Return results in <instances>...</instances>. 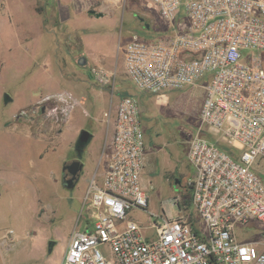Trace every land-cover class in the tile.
Returning a JSON list of instances; mask_svg holds the SVG:
<instances>
[{"label": "built area", "instance_id": "obj_1", "mask_svg": "<svg viewBox=\"0 0 264 264\" xmlns=\"http://www.w3.org/2000/svg\"><path fill=\"white\" fill-rule=\"evenodd\" d=\"M145 2L162 17L163 31L152 39L132 33L125 73L154 94L205 87L189 142L194 175L173 199L179 217L149 210L142 108L136 96L123 95L102 184L93 182L88 192L94 227L70 235L60 264H264V240H240L235 230L238 223L264 224V170H253L264 167V0ZM109 81L103 74L101 82ZM54 98L66 117L85 104L70 92ZM133 210L156 219L143 225L129 218Z\"/></svg>", "mask_w": 264, "mask_h": 264}, {"label": "rangeland", "instance_id": "obj_2", "mask_svg": "<svg viewBox=\"0 0 264 264\" xmlns=\"http://www.w3.org/2000/svg\"><path fill=\"white\" fill-rule=\"evenodd\" d=\"M70 1L62 5L55 0H0V171L8 176L0 179V232L13 229L17 242L13 251L0 248V264H60L68 237L94 227L87 195L93 182L102 184L103 154L113 132L115 108L125 94L140 101L146 145L154 156L151 165L156 162L155 167L146 165L144 176L153 184L149 210L179 217L173 199L185 194L184 184L194 175L189 142L200 126L205 87L154 94L140 91L125 73L123 49L132 33L157 37L163 31L162 17L145 0ZM89 9L104 15L91 18L95 15ZM84 32L91 33L87 44ZM103 74L110 77L104 84ZM65 92L85 98V104L67 117L54 98ZM68 121H79L82 127L65 128L55 138ZM84 129L92 139L80 157L83 169L68 188L61 178L63 166L77 156L76 142ZM208 130L205 127L203 134L209 136ZM13 134L18 140L10 137ZM29 134L31 139L22 138ZM253 170L264 167L255 164ZM178 178L183 184L176 182ZM129 218L147 226L156 216L133 210ZM235 230L240 240H264V224L255 220L238 223Z\"/></svg>", "mask_w": 264, "mask_h": 264}, {"label": "crops", "instance_id": "obj_3", "mask_svg": "<svg viewBox=\"0 0 264 264\" xmlns=\"http://www.w3.org/2000/svg\"><path fill=\"white\" fill-rule=\"evenodd\" d=\"M57 3H60V4H62V5H68V4H70L71 3V1L70 0H55ZM80 11H83V10H78V12H80ZM84 12V11H83ZM89 16V15H88ZM91 18H98V17H93V16H90ZM77 26V25H76ZM78 27V26H77ZM90 34L91 33H86V32H84L83 33V35H84V37H83V43L85 42V44H87V42L89 41H92V39H91V37H89L90 36ZM88 54H90L91 55V52H87ZM100 67H104L103 66V64H100L99 65ZM106 67V66H105ZM85 97V96H84ZM87 99V98H86ZM34 100H31L30 101V103L29 104H31V105H33L34 104V102H33ZM75 117V114L72 116V118H74ZM115 120V119H114ZM76 125H78V128L79 127H82V125L80 124V122L79 121H77L76 123H70L69 121L63 126V127H60L59 128V130H58V132H57V134L55 135V138L56 137H60V136H62L63 135V133H64V131H65V128H69V129H71L72 127H74V126H76ZM29 135H30V137H29ZM29 135H26V137H22L23 139H27V140H29V139H31L32 138V135H33V133H32V135L31 134H29ZM16 136H18V134H13V135H11L10 137L12 138V139H17L18 140V138H15ZM111 136H112V133H111V135L109 136V141H108V143H107V151L105 150V152H104V154H103V158H102V160L104 161V164H105V167H104V169H103V171H102V176L104 175V173H105V170H106V164H107V161H108V149H109V142L111 141ZM42 139H44V137H41ZM20 139V138H19ZM23 148H25V149H27V145H24L23 146ZM86 148V147H85ZM84 148V149H85ZM147 149H148V147H146V161H148L147 162V167L148 166H150L151 165V159L154 157V156H152L151 154H152V152L151 151H149V149H148V154H147ZM155 165H156V162L154 163L153 162V164L150 166V167H155ZM149 167V168H150ZM147 169H146V166H145V171H146ZM1 178H3V180H7L8 179V176H7V173L5 172V171H0V179ZM14 179V178H13ZM12 180V179H11ZM87 200H88V195H87ZM14 233V230L13 229H10V230H7V231H5V232H0V248L1 247H5V249H7V251L9 250V251H13V250H15L16 249V247H17V242H15V238L13 237V236H11L12 234ZM69 239H70V236L68 237V239H67V241H66V247L68 246V243H69ZM66 252V251H65ZM64 256V255H63ZM63 256H62V258H63Z\"/></svg>", "mask_w": 264, "mask_h": 264}, {"label": "water", "instance_id": "obj_4", "mask_svg": "<svg viewBox=\"0 0 264 264\" xmlns=\"http://www.w3.org/2000/svg\"><path fill=\"white\" fill-rule=\"evenodd\" d=\"M89 14L95 15V17H101L104 15L102 11H98L96 9H89ZM84 61V58H80V62L82 63ZM10 96H5V101L9 100ZM92 139V133L86 129L82 130L77 142H76V151L78 153V156L82 155V152L84 148L88 145L90 140ZM64 169H67L68 172L72 175L69 179H65V185L68 188H71L75 185L76 180L78 178V175L80 171L83 169V164L81 160H74L73 162L67 164L64 166ZM51 250V248H50Z\"/></svg>", "mask_w": 264, "mask_h": 264}, {"label": "flooded vegetation", "instance_id": "obj_5", "mask_svg": "<svg viewBox=\"0 0 264 264\" xmlns=\"http://www.w3.org/2000/svg\"><path fill=\"white\" fill-rule=\"evenodd\" d=\"M80 157H81V156H78V153H77V156L74 157L73 159H71L70 161L66 162V163L64 164V166L67 165V164H69V163H71V162H73L74 160H80ZM64 166H63V171H62V176H61V178H62V182H63V184L65 185V179H69L72 175L68 172L67 169H64ZM176 182H177V183H180V184H183V179H179V178H178V179L176 180ZM184 185L186 186V183H185ZM65 186H66V185H65Z\"/></svg>", "mask_w": 264, "mask_h": 264}, {"label": "trees", "instance_id": "obj_6", "mask_svg": "<svg viewBox=\"0 0 264 264\" xmlns=\"http://www.w3.org/2000/svg\"><path fill=\"white\" fill-rule=\"evenodd\" d=\"M51 244H53V242H51ZM51 248V246L49 247V249Z\"/></svg>", "mask_w": 264, "mask_h": 264}]
</instances>
